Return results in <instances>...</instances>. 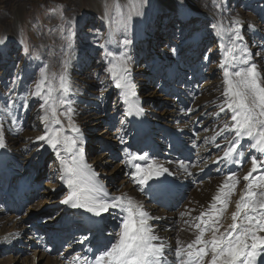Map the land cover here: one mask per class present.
Returning <instances> with one entry per match:
<instances>
[{
	"label": "bare ground",
	"instance_id": "6f19581e",
	"mask_svg": "<svg viewBox=\"0 0 264 264\" xmlns=\"http://www.w3.org/2000/svg\"><path fill=\"white\" fill-rule=\"evenodd\" d=\"M106 1L108 0H92L91 4L96 10L106 9L108 3ZM147 1L149 8L142 7L140 15L138 17L136 15V18L131 19L129 23L126 19L128 13L123 14L126 10L122 8L131 6L137 10L143 2L141 0H115L116 14L121 21L127 22L121 35L112 30L111 18L108 15L103 17L102 23V29L109 34L108 43L104 46L108 52L109 62L110 64L115 62L121 54L130 56L131 71L128 81L134 87L131 89L117 88L109 73L110 75H106L107 78L103 82L100 81L102 83L94 84L93 81L86 87V89L89 88L88 90L81 88L74 91L73 89L66 95L74 102L73 107L76 109L74 120L80 129L78 139L83 143L84 152L81 154L83 163L91 166L90 170H85L86 178L91 176L97 184L103 186L109 196L125 193L134 197L153 217L162 218L153 220L151 223L166 242L175 246L177 239L185 243L194 239L195 230L185 225L183 220H190L199 215L200 211L208 208L219 185L230 171L235 172L240 178V183L237 186L238 191L236 189V193L231 198L232 203L224 216L225 226L231 223L230 215L235 211V202L247 183L242 178L250 170V165H248L250 156L256 155L261 159L258 153L247 149V141H244L242 147L245 149V155L241 158L240 163L228 161L217 163V158L223 154V147L216 148L215 143L210 140L206 142L205 138L214 135L218 131V126H222L223 122L229 119V116L224 113H221L219 117L212 115L219 111L218 105L222 102L223 73L219 64L224 58L222 53L230 46L228 35L218 36L212 26L222 22L227 28L231 26L232 18H238L242 24L241 33L245 37L243 43L248 45L260 71L264 73V58L256 56V53L261 51L262 45H264V0H220L212 4H209L211 0ZM232 3L236 4L237 8L232 6ZM25 7L23 3L15 10L11 28L8 33L4 32L3 38L6 37V41L0 50V105L5 103L7 95H12L14 100L12 111L19 120V124H12L10 119L4 121L6 147L0 148V227L5 230L7 224H10V230L2 231L0 245L8 244V242H4L5 236H8V241L13 246L12 240L16 239V244L21 243L23 234H26L27 238L28 235H31L33 239L39 235L38 238L43 240L42 250H44L40 256L51 261L52 257L49 254L58 249L57 243L59 236L62 235L61 239H70L67 249L68 252L71 251L66 254L67 256L63 255L62 259L57 258L59 260L55 262L56 264H73L77 256L81 258V262L85 257L90 259L87 251L94 245L102 246V243H105L103 245L105 247L114 242L115 233L119 230L114 232L111 227L113 229L117 226L119 219H113V216L108 213L104 214L101 219L93 216L86 209L73 208L71 205L62 203L72 191L61 179L65 175L62 161H70L74 153L67 151L66 146H58L53 149L46 142L36 139L45 133L44 124L37 119L40 103L37 99L28 97V107H22L26 90L39 79L40 68L48 65L49 72H51L52 64L41 57V54L39 61L23 63L24 58H20V60L14 57L10 58L8 55L10 53L6 49V42L10 38L9 34L17 30L21 13L25 11ZM164 10L167 13H164ZM162 14L164 15L163 28L169 27L173 15L178 18L181 26L173 33L169 28L164 31V33L170 32L164 47L159 49L157 46L151 45L150 41L159 37L157 26ZM80 17V13H75L70 16L69 20L73 24ZM126 40L130 43L125 44ZM208 44L211 50L221 51L218 55L221 58V61L220 58L218 59L220 63L216 62L215 66H211V64V67L208 65V57H211L207 51ZM202 52L204 55H201ZM213 55L215 56V54ZM78 56L74 54L73 57L76 60L79 59L77 67L81 69L85 62ZM52 71L58 72L57 70ZM75 71L71 66L68 67L70 78ZM139 73L150 80V84L153 82V87H149L148 83L145 85V91L137 89L134 79ZM13 81H16L14 89H12ZM200 81L202 82L198 84ZM150 88H153L151 92H149ZM10 89H12L11 92ZM112 96L115 99L111 105L108 101ZM154 100L160 102L159 109L156 111L151 109L154 106L152 103ZM130 108L131 114H127ZM138 109H143V113L139 114ZM188 109H192V111L189 112ZM63 111L64 109H58V112L62 113ZM118 114L128 117V121L124 125L127 127V131L131 130L130 134L128 132L122 140L123 145L126 143L124 146L128 153L127 156L132 153V148H136L134 155L148 153L150 159L167 167L169 173H173V175L166 173L164 177L160 178L165 181L162 186L167 193L176 191L177 194L181 188L185 191L186 188L192 187L187 202L183 204L181 211L179 209L180 212L169 213L168 210L156 205L152 193L155 180L149 181L146 185L136 183L133 175L135 170L130 163L126 173L128 179L124 181L118 178L119 171L113 173L115 167L109 172L105 171L103 178L101 177V172L110 159L104 163L99 161L96 163L97 165L88 160L85 154L86 140L95 131L94 126L89 124L91 122L99 124L95 121L100 117L104 119L107 117L108 121L113 118L116 121L119 119ZM150 118L155 119L152 121ZM61 119L67 126L66 118L61 116ZM17 127H21L22 131L16 132ZM67 135L76 134L69 131ZM104 137L108 138L107 135L101 136V140ZM216 143L223 144V138L217 137ZM107 149L109 152L114 150L112 144L108 142ZM113 155L110 154V156ZM188 158H191V164L184 161ZM53 160L56 162V169L50 173L51 177L47 179L45 165ZM181 161L190 166L191 175L179 168L178 165ZM137 162L145 163V161ZM98 166H101L102 170H97ZM105 179L114 186L115 193H111L106 187ZM51 180L54 182H49ZM40 186H43L44 189L43 200L36 204L35 201L41 195L36 192L35 188ZM61 190H65L66 193L61 198H57ZM25 203L29 205L33 203L32 210L18 216V206L22 208ZM59 205L61 208L58 212L55 211V216L51 214L52 219L44 221V215L40 212L50 206ZM37 206H40L38 210H43L36 211ZM193 209L195 211H192ZM12 211L14 215L10 216ZM188 211H191V217L185 216L182 219L180 213ZM36 213H40V215L37 216ZM109 224L110 226H107ZM64 225H69L70 231L63 228ZM105 228H109L106 233L105 230L103 231ZM99 229H102L104 236L97 234ZM15 233H19V235H10ZM208 235L210 233L206 234V236ZM9 248L12 247L9 246ZM25 248L27 247L18 250V254H22ZM35 253L36 251H34Z\"/></svg>",
	"mask_w": 264,
	"mask_h": 264
},
{
	"label": "snow or ice",
	"instance_id": "6c2138e0",
	"mask_svg": "<svg viewBox=\"0 0 264 264\" xmlns=\"http://www.w3.org/2000/svg\"><path fill=\"white\" fill-rule=\"evenodd\" d=\"M212 27L218 36L227 34L230 41L219 64L224 84L222 102L218 105L219 111L212 115L219 117L224 113L229 119L218 126L214 135L205 138L206 142L210 140L216 148L223 147V154L217 158V163H240L245 155L244 141H247V149L258 153L261 159H257L256 155L250 156L251 168L242 178L247 183L235 202V211L230 215L231 223L225 226L224 216L240 183V178L232 171L219 185L208 208L190 220H183L185 225L195 230L194 239L189 242L177 239L175 246L166 242L151 223L162 218L153 217L134 197L125 193L109 196L91 176L86 178L85 170H90L91 166L83 163V143L78 139L80 129L74 120L76 109L74 102L65 95L72 91L68 74L70 56H65L63 70L59 74L49 72L48 65L40 68L39 79L26 90L22 107H28V97L40 102L37 119L44 124L45 133L36 139L46 142L53 149L66 146L67 151L74 153L70 161H62L65 175L61 179L72 189L62 203L86 209L101 219L106 213L113 219H119V231L115 233L114 242L94 254L91 260L85 257L81 262L77 256L73 264H264V73L260 71L248 45L243 43L245 37L238 18H232L230 27H224L222 22ZM5 41L6 37L0 39V45ZM128 43L130 41L126 40L125 44ZM256 56L264 58V45ZM130 65L131 57L121 54L106 69L117 88L134 87L128 81ZM15 87L16 81H13L12 89ZM13 104L12 95H7L5 103L0 105V148L6 147L4 121L10 119L12 124H19L12 111ZM60 108L64 109L62 113L58 112ZM137 111L143 113V109ZM127 114H131V108ZM61 116L66 118L67 126ZM15 131L21 132L22 128L17 127ZM69 131L76 135H67ZM217 137H222L224 143H216ZM128 162L135 170L136 183L140 185L153 180L163 185L165 181L160 178L166 173L173 175L163 164L150 159L148 153L129 155ZM178 166L191 175L188 164L181 161ZM185 216L191 217V211L180 213L182 219ZM10 235L18 236L19 233ZM4 242H9L8 236L4 237Z\"/></svg>",
	"mask_w": 264,
	"mask_h": 264
},
{
	"label": "rangeland",
	"instance_id": "374dc122",
	"mask_svg": "<svg viewBox=\"0 0 264 264\" xmlns=\"http://www.w3.org/2000/svg\"><path fill=\"white\" fill-rule=\"evenodd\" d=\"M192 1L193 0H190V2ZM219 1L220 0H211V2L209 1V4ZM19 3H24L26 7L24 8L25 11H22L21 13V18L17 30L9 34L10 38L6 42V49L10 53L8 55H10V58L14 57L18 60H20V58H24L23 63H25L26 61L27 63H31L33 60L39 61L40 56L42 55L41 57L46 59L47 62H51L50 64H52L53 68L51 69V72H53L52 70H57L58 72L56 73L58 74L63 70V61L65 59V56H70L71 64L69 63L68 67L71 66L74 71L76 70L75 73L72 74V78H70L72 91L73 89L74 91L80 90L81 88L86 89L89 83L91 84V82L93 81L94 84L102 83L103 80L107 78L108 75H110L109 72L106 71V69L110 65V62L108 58V52L106 50V47H104L108 43L109 34L107 31H104L102 29V23L106 15L111 18V27H113L112 30H115L121 35L123 34L122 30H125V27L127 26V22L130 23L131 19H135L136 15L137 17L140 15L142 7H144V9L149 8V3L147 0H143L141 7H139L137 10H135L131 6L123 7L122 9L126 10L123 12V14L128 13V17L126 18L128 19V21L125 22L123 20L121 21L120 17L115 12V0L106 1L107 8H100L97 10L92 6V0H0V39H3L4 32H9L12 21L14 20H12V18H14L13 16L15 10H17L18 6L20 5ZM233 5L234 7H236V4L232 3V6ZM54 9L55 11H53ZM75 13H80L81 17L77 22H74L72 24L69 18ZM164 13H167V11L164 10ZM163 19L164 15L162 14L157 26V35L159 34V37H157V39H155L154 41H150L151 45L157 46L159 49L164 47L167 40V35L170 32L168 31V33H164V31H167L169 28L173 33L175 29H180L181 26L178 18L173 15L171 17V23L169 24V27L163 28ZM223 26L226 27L225 24H223ZM3 45H0V50ZM207 51H209L211 56L208 57L209 67L215 66L214 64H216V62L219 64L221 58L218 55L221 51L216 49L211 50L209 44L207 46ZM74 54L77 56L79 55L78 57H81L82 61L85 62L84 67H82L81 69L77 67V62L79 59L76 60V58L73 57ZM213 54H215V56ZM201 55H204V52H202ZM146 80L147 82L145 83ZM201 82L202 81H200L198 84H200ZM134 83L136 88L140 91H145V85L148 83L149 87H153V82H151L150 84V80H148L141 73L136 74ZM223 87L224 84L222 85L221 89H223ZM88 89L89 88H87L86 90ZM152 90L153 88H150L149 92H151ZM114 99L115 97L112 96L108 102L112 105L114 103ZM152 103L154 106H152L151 109L153 111L158 110L160 102L158 100H154ZM60 109L63 110V108ZM118 116L119 119H117L116 121L113 118L108 121L107 117H105V119L100 117L97 121H95L97 123L99 122V124H94V122H91L89 124L94 126L95 131H93L91 133V136L86 140L85 154L88 157V160L93 164H96L97 162L99 163V161H102V163H104L107 159H110V162L106 164L107 166H105L103 170L104 172L100 171L102 178L104 173L111 171L115 167L116 169H114L113 173L119 171L120 173L118 178L126 181V179H128V174L126 173L129 165V162H127L129 155L127 156L128 153H126L125 151L124 145H126V143L123 145L122 140H124L128 132L130 134L131 130L127 131V127L124 125L126 124V121H128V117H124L122 114H118L117 117ZM150 119L154 121L155 118ZM105 135H107L108 138L104 137L103 140H101V136ZM107 142L112 144V147L115 151L112 150L111 152H109V150L107 149ZM135 150L136 148H132V153L130 155H134L133 153H135ZM137 150L139 151L140 149ZM103 152L106 153L104 154ZM100 153L103 154L100 155ZM109 153L111 155H114L110 156ZM187 162L191 164V160H188ZM55 165V160L46 163L45 168L47 172V179L51 177L50 173H52L53 170L56 169ZM248 165H250L251 168V162ZM97 170H102L101 166H98ZM256 174L257 173H254L253 175ZM49 182L53 183L54 181L51 180ZM104 184L107 188H109V191L111 193H115V188H113L114 186L110 181H107L105 179ZM35 189L36 192L41 195L35 201L36 204H38L43 200L42 193L44 192V189L43 186ZM190 192H192V187H190V189L186 188L185 197L181 201L182 204L176 208H174L175 206L173 205L174 207L169 210V213L180 212L182 210L181 208L183 207V204L187 202V198L188 196H190ZM65 193V190H61L57 198H61V196L65 195ZM28 203H26L23 209H21V213L17 214L18 216H22L27 211L32 210L31 208L33 206V203H30V205ZM19 207L20 206H18V209ZM39 208L40 206H37L36 211L43 210H38ZM60 208V205L50 206L48 209L43 210L40 213L44 215V221H48L52 219V216H55V211L58 212ZM13 213L14 212L12 211L10 213V216H13ZM40 213H36V215L38 216L40 215ZM33 225L35 227V224ZM107 226H110V224ZM9 227L10 224H7V228L5 227V230H10ZM175 227L177 226L175 225ZM108 229L109 228H105L103 229V231L105 230L104 232L106 233ZM5 230L4 228L0 227V234ZM111 230L117 232L119 229L117 228V226H115L113 227V229L111 227ZM102 235L104 236V234ZM22 236V241L19 244H16V239H13V246L10 245V242H8L7 245H0V264H56L57 260H59L60 258L62 259L63 255L67 256L66 254H69L71 251L69 250L68 252L66 248L67 245H65L63 249L54 250L51 254H49L52 259L51 261H48L46 257L40 256L44 250H42L43 240L41 238H38L39 235H36L37 237H35L34 239L33 237L31 238V235H28V238L26 237V234H23ZM34 241L36 242L34 243ZM9 246L12 248H9ZM24 247H27L25 248V251H22V254H18V250H23ZM36 247L37 249H35ZM34 251H36L35 254ZM33 256L35 257V260Z\"/></svg>",
	"mask_w": 264,
	"mask_h": 264
}]
</instances>
